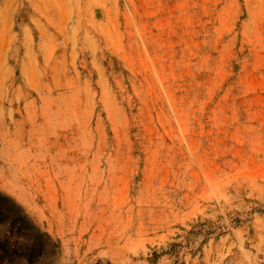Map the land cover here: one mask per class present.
<instances>
[{
    "label": "rangeland",
    "instance_id": "1",
    "mask_svg": "<svg viewBox=\"0 0 264 264\" xmlns=\"http://www.w3.org/2000/svg\"><path fill=\"white\" fill-rule=\"evenodd\" d=\"M0 264H264V0H0Z\"/></svg>",
    "mask_w": 264,
    "mask_h": 264
},
{
    "label": "bare ground",
    "instance_id": "2",
    "mask_svg": "<svg viewBox=\"0 0 264 264\" xmlns=\"http://www.w3.org/2000/svg\"><path fill=\"white\" fill-rule=\"evenodd\" d=\"M73 1H74V0H73ZM79 2H80V1H79ZM71 4H72V1H71ZM71 4H70V5H71ZM72 6H73V5H72ZM81 7H82V5H81ZM72 9H73V8H72Z\"/></svg>",
    "mask_w": 264,
    "mask_h": 264
}]
</instances>
